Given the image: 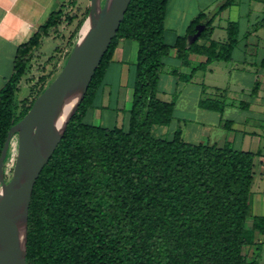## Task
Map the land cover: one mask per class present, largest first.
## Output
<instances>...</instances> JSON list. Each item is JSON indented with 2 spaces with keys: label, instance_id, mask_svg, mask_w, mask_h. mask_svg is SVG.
Segmentation results:
<instances>
[{
  "label": "trees",
  "instance_id": "1",
  "mask_svg": "<svg viewBox=\"0 0 264 264\" xmlns=\"http://www.w3.org/2000/svg\"><path fill=\"white\" fill-rule=\"evenodd\" d=\"M236 1L222 0L210 19L205 11L198 12L184 34L167 43L169 0H131L84 99L35 183L28 264H259L257 258L248 259L246 248L264 235V217L252 216L250 201L254 159L261 152L239 150L228 141L222 146L187 142L181 129L171 138L152 132L154 126L169 125L176 108L175 101L157 95L164 57L173 49L186 66L191 65L190 54L206 57L189 74L172 71L186 82L213 62L232 61L246 38L240 22H228L223 42L211 34L216 16ZM63 8L53 11L17 49L14 72L0 89V155L11 127L44 90L19 106L16 95L35 50L62 22L72 23L74 16L63 19ZM197 33L188 44V37ZM122 39L138 46L127 124L87 122ZM254 85L252 94L259 81ZM198 105L223 114L227 103L211 97ZM232 124L226 121L224 127Z\"/></svg>",
  "mask_w": 264,
  "mask_h": 264
},
{
  "label": "rangeland",
  "instance_id": "2",
  "mask_svg": "<svg viewBox=\"0 0 264 264\" xmlns=\"http://www.w3.org/2000/svg\"><path fill=\"white\" fill-rule=\"evenodd\" d=\"M241 4L235 8H231V12L223 16L217 21L220 24L214 38L217 40H223L226 35L224 27L228 21H239L243 23L241 16L243 11L247 9L246 0H241ZM104 0H102L103 4ZM91 0H72L68 2L63 8V19L69 17L72 19V23L68 24L65 21L62 22L56 30L50 32V37H45L41 46L34 52V57L30 61L29 66L25 75L22 78L20 84V90L17 92V102L21 106L22 100L28 98L32 100L38 92L43 88L45 89L59 74L67 58L69 57L80 32L83 28L85 20L88 16L90 9ZM202 11V10H200ZM199 11V12H200ZM193 14L198 13V10H193ZM192 14V13H191ZM170 15L169 10L166 21V27L170 28ZM223 27V28H222ZM178 28H176L177 30ZM222 29L225 32H221ZM183 32V31H182ZM184 33H181V35ZM260 36L264 34V28H261L258 33ZM223 35V36H222ZM176 36L175 31H167L164 35V40L167 43H172ZM222 36V37H221ZM264 39V37H263ZM133 43V53L129 56V64L131 65V73L126 76V72L123 74V81L126 82V77L129 82L135 79L133 65L136 62L137 43L134 40H130ZM246 43L245 40L241 42V46L234 51V60L232 62H215L212 65V70H201L198 71L190 82L180 81L178 75L173 74L172 71L176 70L180 74H188L191 72V68L200 62L201 56H194L191 58V65L186 66L181 64L180 60L176 58L174 50L164 57V66L160 71V79L158 84L157 95L167 101H175L176 108L172 116V121L166 126H154L152 132L157 137L171 138L173 133L177 129L182 130L183 138L187 142L207 143V136L210 135L212 138H217L219 145L223 144V141L227 140L231 146L237 149L245 148L241 144L242 138H239L240 132L235 129H227L223 124L227 120H234L235 126L240 125L245 127L247 120L251 117L247 109L239 107H229L225 113H219L199 107L198 103L202 98H214L216 90L218 88L225 89L227 86L233 87L236 80H239L240 86L245 90L244 92L235 90L234 97L238 102L240 101H251L252 96L250 95L251 89L256 79L262 75V69L259 65L261 61V55L251 56L250 54H244L245 50L243 45ZM263 44L264 42H259ZM247 58V59H246ZM257 63V64H246L240 63L239 60ZM235 64H242L248 66L245 71H238L232 69ZM109 79L112 81L116 80L118 74L115 73L114 67L111 68ZM232 72V73H231ZM258 73L259 76H256ZM229 83L231 85H229ZM124 87V88H123ZM126 90L125 86H122ZM231 99V98H230ZM120 110L118 119L115 123L113 122L114 100L112 99L110 109H101L103 113L104 121L101 123L102 126L112 127L113 125H126L128 120L127 112L124 108H130L132 104V97L127 103L119 100ZM100 113V111H99ZM97 115V114H96ZM263 120H261V119ZM87 122L92 121L91 114L86 118ZM93 122V121H92ZM95 124H100L95 122ZM222 124V125H221ZM221 125V126H220ZM264 117L255 119V128L260 133V136L264 135ZM237 129V128H236ZM242 129V128H240ZM260 130V131H259ZM249 139V138H247ZM246 139V141H248ZM264 140V139H263ZM222 141V142H221ZM211 142V141H210ZM264 143V141H263ZM18 151V136L15 135L11 141L9 150V160L16 158ZM15 166V165H14ZM13 169L8 165L5 167V178L9 181L12 178ZM251 222V218L248 219L247 225ZM249 260L257 258L260 264H264V239L260 243H256L246 248Z\"/></svg>",
  "mask_w": 264,
  "mask_h": 264
},
{
  "label": "water",
  "instance_id": "3",
  "mask_svg": "<svg viewBox=\"0 0 264 264\" xmlns=\"http://www.w3.org/2000/svg\"><path fill=\"white\" fill-rule=\"evenodd\" d=\"M130 2L91 0L80 36L63 68L7 134L0 155V264H28V217L35 183L84 99ZM15 135L18 151L12 178L7 181L6 159Z\"/></svg>",
  "mask_w": 264,
  "mask_h": 264
},
{
  "label": "crops",
  "instance_id": "4",
  "mask_svg": "<svg viewBox=\"0 0 264 264\" xmlns=\"http://www.w3.org/2000/svg\"><path fill=\"white\" fill-rule=\"evenodd\" d=\"M70 1L72 0H0V89L4 86V84L8 81V79L12 76L14 72V63L19 45L26 42L33 35V33L36 32L38 27L41 26L48 19L49 15L53 11H58L59 9H62ZM241 2H242L241 0H237L233 6L225 9L216 16V18L213 21V32L211 34V39L221 42H223L226 39L227 33L224 36L223 40L220 39L217 40L214 38V34L216 33L218 27L219 28L221 27L220 24H217V21L220 20L226 14H229L231 12L230 10L232 7L237 8L241 4ZM246 2H247L246 3L247 9L242 12L243 15L241 16V19L243 20V23H240L242 34L243 35L246 34V38L242 39V41L243 40L246 41V43L243 45L244 50L246 49L244 54L246 53L247 55L250 54L251 56H257V57L261 55V61L259 62V65L263 69L264 43L261 44L259 42L261 41L264 42L263 39L264 34L260 36L258 33L261 28H264V21H263L264 0L261 1L246 0ZM221 3L222 0H169L168 12L169 10L171 12L170 15L171 27L170 28L166 27V21L168 17V13H167V17L165 21V33L171 30L176 32V36L181 35V33L185 32L186 27L190 22V20L195 17V14H193L194 12H192L193 10L194 11L198 10V12L200 10L205 11V13L207 14V19H210L217 12ZM226 26L224 27L225 31H226ZM176 28L178 29L176 30ZM203 28H204V24L198 26V32ZM225 31L222 29L221 32H225ZM196 35L197 34L188 37V44H190L195 38H197ZM176 36L174 37V40ZM204 42L205 41L203 40L199 41V43H204ZM133 46H134L133 43L129 39L120 40L114 52L113 58L109 64L106 75L104 77L102 89L100 90L95 100L94 107L90 111L91 119L93 121V122L91 121L92 123H94L95 121L100 123L96 125H101V123L107 121V119L104 120L101 109H107V110L110 109L112 99L114 100V108H112L111 110L113 112L112 123H115L119 115L120 98L123 102L126 101V106H127V103H129L131 97L133 96V84L135 79L129 82L126 77V82L123 81L124 79L123 74L126 72V76H127L129 73H131L129 56H131L133 53ZM174 54L176 56L175 50H174ZM195 55L201 56L200 62L206 60V57L203 55L190 54L189 56L190 62H191V58H194ZM246 59L245 61L239 60V62L245 63V65L257 64V63L249 62ZM233 60H234V56H233ZM216 62H221V61H216ZM135 63L132 64L134 68V74H135ZM213 63L210 64L206 70L208 69L212 70ZM248 66L249 65L244 66L242 64H235L234 66H232V69H237L238 71H245L248 68ZM112 67H114L115 73L118 74L115 81L109 79V75L111 73L110 70ZM255 74L256 76H259L258 73ZM256 81H259L260 85L258 86L257 93L252 94V90L255 86L253 85L250 92V95L253 98L251 99V101L238 102L237 100H235V98H232L234 97L235 90H239L242 92H244L245 90L242 86H240L241 84L239 80H236L235 84H232L234 85L233 87L227 86V88L225 89L218 88L216 90L215 97H219L222 100H225V102L227 103L225 111L230 106L241 108L240 106L241 103H248L245 109H247L251 117L247 120L245 127L240 125L235 126L234 120H227V121H233V124L231 125V128L229 130L235 129L239 131L240 132L239 138L243 139L241 141V144L243 147L244 146L247 147V149L241 148L239 150L252 151L254 153L258 151L261 152V155L256 156L254 159V175L251 186L250 201H251L252 216L264 217V143H263L264 135L260 136V133L255 128L256 117L257 118L264 117V71H262V75L259 76L256 79ZM229 85L231 84L229 83ZM122 86H125L126 90L123 89L124 87L122 88ZM130 108L128 109L124 108V110L127 112V115ZM113 126H116V124ZM207 139L209 143L211 144L216 143L217 145H219L217 142V138H212L210 135H208ZM246 139L248 141H246ZM226 141L227 140H225V142ZM225 142L223 141V144ZM263 239H264V235L256 236V241L258 243H260L261 240ZM258 263L260 264L259 260Z\"/></svg>",
  "mask_w": 264,
  "mask_h": 264
},
{
  "label": "built area",
  "instance_id": "5",
  "mask_svg": "<svg viewBox=\"0 0 264 264\" xmlns=\"http://www.w3.org/2000/svg\"><path fill=\"white\" fill-rule=\"evenodd\" d=\"M10 158L8 157V160H7V162H6V166H10L12 169L14 168V165H15V160H16V158L14 157L12 160H9ZM5 166V167H6Z\"/></svg>",
  "mask_w": 264,
  "mask_h": 264
},
{
  "label": "bare ground",
  "instance_id": "6",
  "mask_svg": "<svg viewBox=\"0 0 264 264\" xmlns=\"http://www.w3.org/2000/svg\"><path fill=\"white\" fill-rule=\"evenodd\" d=\"M5 206H6V200H3L2 201V208L5 209Z\"/></svg>",
  "mask_w": 264,
  "mask_h": 264
}]
</instances>
